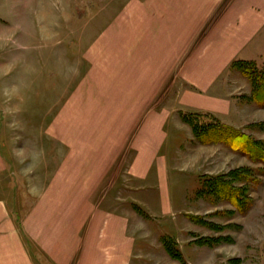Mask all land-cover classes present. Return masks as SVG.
<instances>
[{"label": "rangeland", "instance_id": "obj_1", "mask_svg": "<svg viewBox=\"0 0 264 264\" xmlns=\"http://www.w3.org/2000/svg\"><path fill=\"white\" fill-rule=\"evenodd\" d=\"M263 1L0 0V141L13 163L2 192L24 209L49 189L57 196L52 185L66 161L74 183L76 161L104 190L114 183L117 207L142 159V186L158 188L142 200L169 209L159 220L142 211L147 229L165 249L174 242L182 264H264V160L200 133V123L242 133L264 150V37L210 86L191 71L220 24ZM160 175L170 193L161 201Z\"/></svg>", "mask_w": 264, "mask_h": 264}, {"label": "crops", "instance_id": "obj_2", "mask_svg": "<svg viewBox=\"0 0 264 264\" xmlns=\"http://www.w3.org/2000/svg\"><path fill=\"white\" fill-rule=\"evenodd\" d=\"M259 4L250 15L230 18L232 21L228 23L235 24L232 27L220 24L217 35L199 48L196 54L202 58L192 63L191 71L200 87L212 85L234 57L250 59L245 57L255 52L256 42L264 37V1ZM157 160L163 162L161 158ZM73 164L66 161L58 182L52 185L51 188L59 190L57 196L49 189L45 198L25 209L18 207L19 196L12 191L2 192L0 186V264H182L183 260L174 257L164 248L162 240H155V233L147 229L148 219L142 211L159 220L157 217L168 214L169 209L160 206L154 210L142 200L146 199L142 198V192L155 189L151 185L142 186L150 180L147 171L142 170L146 169L142 167V159L129 166L124 178V202L117 207L114 183L104 190L96 182L97 176L84 178L82 165L77 166L76 161L74 183L68 184L67 174L72 170L67 169ZM12 165L4 159L0 141V177ZM101 169L102 166L98 172ZM156 178L160 185L156 192H160L158 199H168L169 190L161 186L164 176ZM132 193L140 208L131 206ZM154 248H160V254L148 252Z\"/></svg>", "mask_w": 264, "mask_h": 264}, {"label": "trees", "instance_id": "obj_3", "mask_svg": "<svg viewBox=\"0 0 264 264\" xmlns=\"http://www.w3.org/2000/svg\"><path fill=\"white\" fill-rule=\"evenodd\" d=\"M252 68H253V71L256 70L254 68V66ZM256 97L260 102L261 101L264 102V82H261L260 86H258ZM200 125H201L200 133L204 134V137H203L204 141H206V142L213 141V140L214 141H227L235 147L242 148L245 153L250 154V155H254V156L257 154V156H259L261 159L264 160V150H262L260 147H258V145L255 141L246 137L245 134L238 133L236 135H230V134L226 133L227 131L222 129V128L221 129L218 127L212 128L211 125L205 126L201 123H200ZM230 189H228L226 196L230 197L231 201L236 203L237 199H238V195L236 193H234V190H232V188H230ZM203 222L207 223L208 221L204 220ZM221 238L222 237H219L217 239L212 238V240H210V241L215 240V241L219 242ZM209 239H211V238H209ZM169 240L171 241V239H169ZM164 242L167 246L168 251L174 257L179 258V255L177 254L178 249L174 245V242H172V241H171V243L167 242V241H164Z\"/></svg>", "mask_w": 264, "mask_h": 264}, {"label": "bare ground", "instance_id": "obj_4", "mask_svg": "<svg viewBox=\"0 0 264 264\" xmlns=\"http://www.w3.org/2000/svg\"><path fill=\"white\" fill-rule=\"evenodd\" d=\"M171 247V246H170Z\"/></svg>", "mask_w": 264, "mask_h": 264}]
</instances>
